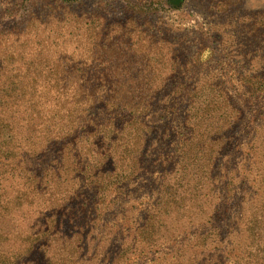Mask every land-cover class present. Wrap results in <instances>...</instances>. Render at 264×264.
<instances>
[{
  "label": "trees",
  "instance_id": "1",
  "mask_svg": "<svg viewBox=\"0 0 264 264\" xmlns=\"http://www.w3.org/2000/svg\"><path fill=\"white\" fill-rule=\"evenodd\" d=\"M184 1H155L151 13L179 11ZM241 1L210 0V12L240 23ZM242 25L235 54H218L235 72L238 98L221 75L193 74L218 59L208 48L189 57L180 45L153 42L133 60L145 70L88 75L45 71L39 56H0V264H137L174 244L181 226L184 243L161 263L205 264L198 254L222 248L237 224L231 264H264V169L256 190L241 189L251 169L233 162L264 136V11ZM140 196L141 209L120 201ZM246 201L240 224L232 211Z\"/></svg>",
  "mask_w": 264,
  "mask_h": 264
},
{
  "label": "rangeland",
  "instance_id": "2",
  "mask_svg": "<svg viewBox=\"0 0 264 264\" xmlns=\"http://www.w3.org/2000/svg\"><path fill=\"white\" fill-rule=\"evenodd\" d=\"M155 1L158 0H65V2L0 0V33L2 43L6 42L2 50L0 49V56L9 58H16L18 54L26 58L39 56L42 62L40 68L45 71L58 69L57 71L77 75L143 71L146 68L134 64L133 60L137 62L139 57L150 54L153 42L165 48H168V42L180 45L189 57L199 53L203 48H208L217 58L219 53L224 56L229 54V51L234 55L231 42L241 44L244 18L264 11V0H242L239 12L236 11V16L243 17L240 19L241 22L234 21L229 25L228 21L212 15L210 9L213 4L210 0H185L179 11L170 10L169 6L163 5L155 13H151L155 9L153 5ZM165 52L166 50H163L156 54L162 55ZM208 56L209 52H206L202 58L206 59ZM59 61L60 68L55 67L53 62ZM198 73H206L209 78L221 75L224 80H229L228 87L235 90V96L238 98L241 95V88L233 78L234 70L226 61L222 62L221 58L202 64L193 74ZM186 77L188 78V74ZM108 85L111 84L104 83V86ZM254 124L255 122L252 126ZM263 137L261 134L256 135V141L250 143L251 146H243L233 155L232 161L237 162L238 170L243 163H247L251 169V173L244 177L245 185L241 189L252 186L256 190L259 186L256 174L264 169V166L257 165L258 154L264 152L262 151L264 145L260 146ZM136 197L138 194L132 196ZM127 198L120 197L124 205L128 203L126 207L135 206L141 209L147 205V200L143 196L135 202H132V198L131 201H127ZM247 201L232 211L233 218L239 216L240 224L244 222L250 207ZM124 209L125 206L118 207L116 211ZM136 214L137 211L130 212L128 214L130 220L137 218ZM241 229V225H235L232 233L227 235L222 248L210 245L203 254H198V259L195 260H200V256L204 255L205 264L208 259L212 263L218 261L231 264L233 254L226 252L231 250L234 244L240 243ZM181 230H187L186 226L177 229L174 244L160 243L153 248L152 253L150 250L147 251L137 264H149V261L154 259L158 260L157 264H163V261L161 263V259L165 258L163 255L184 243ZM115 242H118V238L111 244ZM91 246L94 247V244ZM140 250L143 252L142 248ZM138 251L139 249L136 250ZM218 257L221 259L218 260ZM169 262L167 258V263Z\"/></svg>",
  "mask_w": 264,
  "mask_h": 264
}]
</instances>
